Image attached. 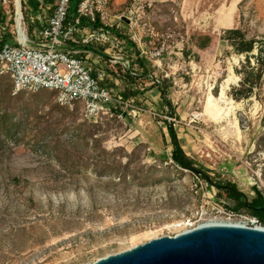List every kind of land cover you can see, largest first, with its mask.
<instances>
[{"label": "rangeland", "instance_id": "rangeland-1", "mask_svg": "<svg viewBox=\"0 0 264 264\" xmlns=\"http://www.w3.org/2000/svg\"><path fill=\"white\" fill-rule=\"evenodd\" d=\"M27 1L21 0L22 15L32 36L39 17ZM128 1L113 0L112 13L124 12ZM158 5L160 12L149 17L159 33L171 29L173 36L161 67L149 55L140 57L141 67L128 49L135 76L129 80L121 73L114 86L122 95L135 93L127 99L138 112L120 109L122 116L90 123L79 106L58 105L54 93L12 94L10 79L0 77V89L11 90L6 102L14 113L11 120L19 123L0 152V264H91L197 227L215 216L211 196L230 209L233 202L225 194L174 167L164 121L173 124L185 154L214 182L235 185L247 202L254 197L252 187L264 197V70L249 98H233L244 56L224 38L225 30L239 29L264 49V0H163ZM228 17L232 23L224 26ZM201 37H209L204 49L196 47ZM93 49L102 50H87L94 55ZM250 61L255 67L253 56ZM230 74L236 79L225 84V99L217 100ZM153 79L165 84L175 117ZM208 96L220 108L216 121L205 112ZM56 141L67 143V150H45ZM107 163H128L123 181L97 172ZM22 226L25 230L18 231Z\"/></svg>", "mask_w": 264, "mask_h": 264}, {"label": "built area", "instance_id": "built-area-1", "mask_svg": "<svg viewBox=\"0 0 264 264\" xmlns=\"http://www.w3.org/2000/svg\"><path fill=\"white\" fill-rule=\"evenodd\" d=\"M37 1L38 27L33 28L32 36L24 23L21 0L18 9L16 0L0 1V40L6 35L0 43V77L10 79L12 94L53 92L58 105L70 110L79 106L80 116L90 123L114 114L122 116L120 109L138 112L133 99H125L114 86L121 73L135 76L127 56L128 43L139 57L149 55L155 59L154 66L161 67L173 36L171 29L159 33L149 14L160 12L158 4L163 0H129L119 15L111 11L113 0H77L76 15L70 20L71 0ZM88 47L102 50L92 55ZM153 83L161 85V80L153 79ZM209 203L215 216L206 221L264 227L256 217L229 210L212 196Z\"/></svg>", "mask_w": 264, "mask_h": 264}, {"label": "trees", "instance_id": "trees-1", "mask_svg": "<svg viewBox=\"0 0 264 264\" xmlns=\"http://www.w3.org/2000/svg\"><path fill=\"white\" fill-rule=\"evenodd\" d=\"M48 2H46V4H48ZM77 2V0H71L70 7L67 12V20L72 19L76 15ZM26 5H29L34 12H38V1L28 0L26 2ZM2 15L3 13L0 9V22L3 21ZM1 38L2 39L0 40V43L6 40V35H3ZM224 38L236 54L244 56L243 74L240 73L241 81L238 85V88L233 90L232 97L247 99L252 95L253 88L259 83L261 79V75L264 70V49L261 46L257 47L255 39H246L244 34L239 29L225 30ZM208 43L209 37H201L197 41L196 47L198 49H204L208 45ZM126 46L127 49L132 48L135 51V62H137L142 67L143 59L138 56V52L136 51L134 46L131 43H128ZM93 51L95 50L93 49ZM97 53H99V51ZM250 56L254 57L256 64L255 67L252 66ZM142 72H145L143 71V68ZM125 76L129 80L133 79L130 74H126ZM157 88L159 90V95L162 97L165 104L169 108V116L175 117L176 115L174 113V110L171 108V105L165 98V84L161 83V85L157 86ZM10 92L11 90H9V88L5 90L0 89V152L3 151L2 149L6 147L5 142L8 140V138H10L11 131L19 125L18 121L11 120V117L14 113L12 112V108L9 107V103H6L11 100L9 96ZM129 94L134 95L135 93H130V91L124 92L123 97L127 99ZM56 109L57 108L54 106L52 110ZM164 126L166 130V136L168 137L170 144V152L168 158L175 168L193 174L197 179L203 181L207 186H212L216 188L218 192L225 194V196H227V198H229L233 202V206H231L229 210H232L234 212L247 213L251 216L256 217L260 221V223L264 225V217L258 210V208L264 209V197L260 190H258L256 187H252L254 197L249 202H247L245 200H242L244 198V195L236 189L235 185L229 182L224 184L214 182V180L207 175L205 169L202 166L197 165L191 158H189L185 154L179 143L178 135L173 127V124L168 121H164ZM163 139L165 140L164 136ZM44 148L47 151L49 150L55 152L67 150L68 145L64 141L61 143L56 141L53 143H48ZM128 166V163H107L102 164L100 168L97 169V172H99L100 174H105L107 176L117 174L119 175L117 177L119 181H123L124 177L127 175ZM14 180L17 181V179ZM24 230L25 228L24 226H22L18 231L23 232Z\"/></svg>", "mask_w": 264, "mask_h": 264}, {"label": "water", "instance_id": "water-1", "mask_svg": "<svg viewBox=\"0 0 264 264\" xmlns=\"http://www.w3.org/2000/svg\"><path fill=\"white\" fill-rule=\"evenodd\" d=\"M264 214V209H260ZM91 264H264V227L202 224L153 238Z\"/></svg>", "mask_w": 264, "mask_h": 264}, {"label": "bare ground", "instance_id": "bare-ground-1", "mask_svg": "<svg viewBox=\"0 0 264 264\" xmlns=\"http://www.w3.org/2000/svg\"><path fill=\"white\" fill-rule=\"evenodd\" d=\"M15 5H16V8L18 9V0H16ZM231 23H232V19L228 17L227 19H225L223 25L229 26ZM234 78L236 79L234 74H230L227 77L224 85L220 88L217 100H224L225 99V91L227 90V87L225 86V84H227L229 81H232V80L234 81ZM226 99L228 101H230L228 98H226ZM205 112L210 116V119L212 121H216L217 118L219 117L220 108L217 107V105L214 103V101L212 100V98L210 96L207 97L206 102H205ZM219 223H221V222H218L215 220V221H205L202 224H219ZM202 224H200V225H202Z\"/></svg>", "mask_w": 264, "mask_h": 264}, {"label": "flooded vegetation", "instance_id": "flooded-vegetation-1", "mask_svg": "<svg viewBox=\"0 0 264 264\" xmlns=\"http://www.w3.org/2000/svg\"><path fill=\"white\" fill-rule=\"evenodd\" d=\"M260 209H263V208H258V210L261 213V215L264 217V214L260 211Z\"/></svg>", "mask_w": 264, "mask_h": 264}, {"label": "crops", "instance_id": "crops-1", "mask_svg": "<svg viewBox=\"0 0 264 264\" xmlns=\"http://www.w3.org/2000/svg\"><path fill=\"white\" fill-rule=\"evenodd\" d=\"M37 1V0H36ZM48 2V1H47ZM37 13V12H36ZM47 14H50V12L49 13H47ZM112 84V83H111Z\"/></svg>", "mask_w": 264, "mask_h": 264}]
</instances>
